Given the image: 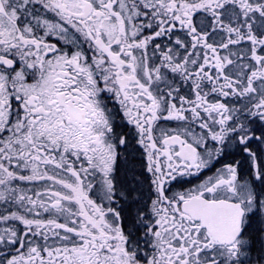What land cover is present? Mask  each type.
Here are the masks:
<instances>
[{
	"label": "snow or ice",
	"instance_id": "1",
	"mask_svg": "<svg viewBox=\"0 0 264 264\" xmlns=\"http://www.w3.org/2000/svg\"><path fill=\"white\" fill-rule=\"evenodd\" d=\"M0 264H264V0H0Z\"/></svg>",
	"mask_w": 264,
	"mask_h": 264
}]
</instances>
